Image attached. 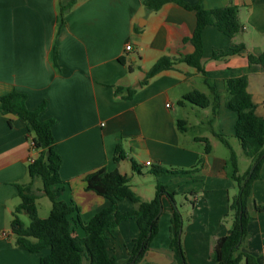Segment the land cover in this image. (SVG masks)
Here are the masks:
<instances>
[{"label": "crops", "instance_id": "0c3cea01", "mask_svg": "<svg viewBox=\"0 0 264 264\" xmlns=\"http://www.w3.org/2000/svg\"><path fill=\"white\" fill-rule=\"evenodd\" d=\"M69 1L0 0V96L13 90L24 93L29 110L45 104L41 121H56L52 132L62 158L56 196L76 209L70 218L72 230L84 237L75 220L79 217L87 224L110 206L109 200L88 191L84 181L105 166L127 176L145 202L155 198L158 182L172 196L162 198L158 234L138 264H175L170 246L175 208L182 216L181 242L188 264H215L212 254L233 225L229 204L238 191L231 178V151L240 176L253 167L235 135L237 114L226 106V85L232 78L247 76L256 113L264 118V66L248 60L249 55L264 53V0H183L205 10L237 6L243 30L229 38L216 27H206L205 75L177 62L144 87L138 85L159 59L194 54L188 39L196 29V13L176 2L155 11L143 0H76L62 25L61 5ZM241 45L245 49L232 54ZM117 87L137 91L128 99L126 91L116 93ZM195 90L211 102L213 92L218 94L216 113L212 106L203 109L182 102ZM179 122L185 123L184 131ZM202 139L211 147L207 155ZM118 145L127 156L116 163ZM203 155L204 164L193 177L150 173L154 165L190 170ZM37 156L26 126L16 116L0 112V264H40L49 253L27 252L16 245L13 235L3 237L11 232L13 212L20 203L17 185L30 182V159ZM254 203L263 210L251 208L241 250L264 264V163L252 187L250 206ZM118 207L127 213L138 206L124 200ZM138 233L134 220L120 224L107 240L110 256L127 262Z\"/></svg>", "mask_w": 264, "mask_h": 264}, {"label": "trees", "instance_id": "16d2710c", "mask_svg": "<svg viewBox=\"0 0 264 264\" xmlns=\"http://www.w3.org/2000/svg\"><path fill=\"white\" fill-rule=\"evenodd\" d=\"M143 1L148 10L155 11L167 2H176L196 13L197 25L192 38L188 39L195 47L194 54L180 58L163 57L159 59L147 72L138 87L146 86L152 78L163 71L172 69L177 62H184L205 75L202 65L204 29L209 26L216 27L229 38L235 37L243 30L237 6L205 10L199 4L190 5L183 0ZM75 3L76 0H70L61 5L60 24H64L65 16ZM244 49L245 47L241 45L231 51L232 54H238ZM216 55L214 54V57ZM248 60L250 65L264 66V53L259 56L249 55ZM54 61L57 62L56 50ZM226 90V106L237 114L236 138L240 141L245 156L253 160V167L245 176H240L236 154L231 151V178L238 189L229 204V214L233 217V225L228 234L217 242L212 259L215 264H241L243 261L246 264H258L255 257L241 249L248 236V226L252 219L251 208L258 211L263 210L256 203L250 206V200L253 184L260 178L261 167L264 163V118L256 113V105L248 92L247 76L228 80ZM125 91L127 93L125 98L130 99L136 93L137 88H116L118 95ZM213 94L214 98L211 102L205 94L195 90L186 94L182 102L203 109L212 106L213 112L216 113L219 97L216 92ZM26 103L27 95L16 90L0 96V112L4 115L16 116L26 126L32 146L38 152V156L29 165L30 182L17 185L20 203L13 212L10 226L16 245L30 253H41L48 250V255L41 258L40 264H84V261L88 264H138L141 262L150 250L151 243L159 231L162 198L166 195L172 198L168 194L166 186L158 182L155 198L145 202L132 190L130 179L117 171L111 172L104 166L88 174L84 178L86 189L109 200L110 206L95 215L87 224H84L78 217L75 223L85 233L84 237H79L72 230L70 220L76 209L59 201L56 196V187L62 183L59 175L62 158L56 151V140L52 132L56 121L54 119L46 121L39 119V114L45 109V104L32 111L28 109ZM184 125V122H179L178 127L181 131H184ZM200 141L205 143L204 155L209 154L211 147L208 140ZM223 141L229 146L226 140L223 139ZM204 155L190 170L168 169L154 165L151 167L150 173L155 176L193 177L199 173L203 166ZM126 156L122 146L118 145L115 162L123 161ZM132 165L134 171H140L137 163L133 161ZM38 180L42 181V189L35 186ZM43 196L49 198L52 203L50 214L45 219L40 218L37 205L38 200ZM124 200H130L138 207L130 212L122 213L118 206ZM22 215H26L30 219L28 226L21 219ZM128 220H134L137 223L139 233L134 240L129 260L122 263L110 256L107 240L120 224ZM171 223L170 246L175 253V264H188L181 242L182 216L177 208L174 209Z\"/></svg>", "mask_w": 264, "mask_h": 264}, {"label": "rangeland", "instance_id": "374dc122", "mask_svg": "<svg viewBox=\"0 0 264 264\" xmlns=\"http://www.w3.org/2000/svg\"><path fill=\"white\" fill-rule=\"evenodd\" d=\"M35 186L39 187L38 189H42L43 187L42 181L38 180ZM37 205H38L39 215L41 217H44L43 219L47 218L50 214L49 211L51 205L49 198H47L46 196L41 197ZM21 219L27 226L30 224V219L26 215H22ZM84 264H88V263L84 261Z\"/></svg>", "mask_w": 264, "mask_h": 264}, {"label": "built area", "instance_id": "2783aa9c", "mask_svg": "<svg viewBox=\"0 0 264 264\" xmlns=\"http://www.w3.org/2000/svg\"><path fill=\"white\" fill-rule=\"evenodd\" d=\"M132 49V47L130 46V45H128L127 47H126V50L127 51H130ZM170 105H167V107H169ZM34 161V158H31L30 159V163H32ZM147 165L148 166H151V163H147ZM12 235V232H4L3 233V237H5V238H8V237H10Z\"/></svg>", "mask_w": 264, "mask_h": 264}, {"label": "water", "instance_id": "95a60500", "mask_svg": "<svg viewBox=\"0 0 264 264\" xmlns=\"http://www.w3.org/2000/svg\"><path fill=\"white\" fill-rule=\"evenodd\" d=\"M161 212H162V209H161V211H160V214H161Z\"/></svg>", "mask_w": 264, "mask_h": 264}]
</instances>
